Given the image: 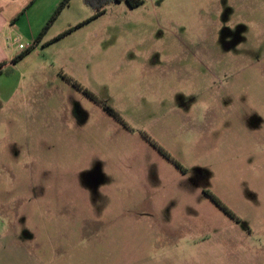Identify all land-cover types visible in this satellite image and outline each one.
Returning <instances> with one entry per match:
<instances>
[{"label": "rangeland", "instance_id": "374dc122", "mask_svg": "<svg viewBox=\"0 0 264 264\" xmlns=\"http://www.w3.org/2000/svg\"><path fill=\"white\" fill-rule=\"evenodd\" d=\"M142 1L13 20L0 264H264V0Z\"/></svg>", "mask_w": 264, "mask_h": 264}, {"label": "crops", "instance_id": "0c3cea01", "mask_svg": "<svg viewBox=\"0 0 264 264\" xmlns=\"http://www.w3.org/2000/svg\"><path fill=\"white\" fill-rule=\"evenodd\" d=\"M60 2L61 0H0V63L4 62L7 64L18 53L22 52L21 50L20 52L12 50L11 34L14 31L13 20L25 17L23 21L30 22L31 18L35 17L37 18V22L42 23L52 15ZM68 7L69 4L64 9ZM30 8L34 10L30 12Z\"/></svg>", "mask_w": 264, "mask_h": 264}, {"label": "trees", "instance_id": "16d2710c", "mask_svg": "<svg viewBox=\"0 0 264 264\" xmlns=\"http://www.w3.org/2000/svg\"><path fill=\"white\" fill-rule=\"evenodd\" d=\"M69 1L70 0H62L59 3V5L56 7L54 12L50 16V18L47 20V22L43 26L38 38L40 36H42L49 29V27L53 24V22L56 20V18L60 14V12L65 7H67V5L69 4ZM120 2L126 3V5L129 8H136V7L140 6L143 3L142 0H84V3L87 6H90L91 8L94 9L95 14H94L93 18H96V17H99L100 15H102L105 12V8H106L107 5H109L111 3H120ZM29 52H30V49H26V50L22 51L19 55H17L14 58H12L11 63H16L19 59H21L22 57L26 56ZM5 65L6 64L4 62L0 63V74L3 71V68L5 67ZM86 94L89 95L91 98H93V96H91L89 93L86 92Z\"/></svg>", "mask_w": 264, "mask_h": 264}, {"label": "built area", "instance_id": "2783aa9c", "mask_svg": "<svg viewBox=\"0 0 264 264\" xmlns=\"http://www.w3.org/2000/svg\"><path fill=\"white\" fill-rule=\"evenodd\" d=\"M18 48L21 49V50H26V49H28L29 47H25V46H23L22 44H19Z\"/></svg>", "mask_w": 264, "mask_h": 264}]
</instances>
